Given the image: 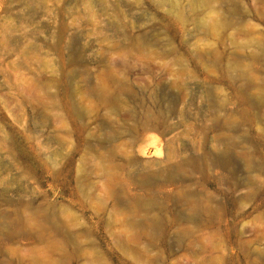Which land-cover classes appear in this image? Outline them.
I'll return each mask as SVG.
<instances>
[{
	"label": "rangeland",
	"instance_id": "obj_1",
	"mask_svg": "<svg viewBox=\"0 0 264 264\" xmlns=\"http://www.w3.org/2000/svg\"><path fill=\"white\" fill-rule=\"evenodd\" d=\"M0 264H264V0H0Z\"/></svg>",
	"mask_w": 264,
	"mask_h": 264
}]
</instances>
